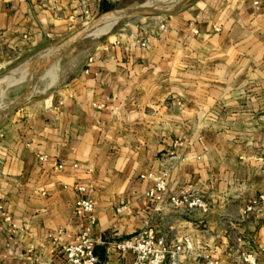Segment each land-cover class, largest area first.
I'll use <instances>...</instances> for the list:
<instances>
[{"label":"crops","instance_id":"1","mask_svg":"<svg viewBox=\"0 0 264 264\" xmlns=\"http://www.w3.org/2000/svg\"><path fill=\"white\" fill-rule=\"evenodd\" d=\"M147 1L0 0V79L87 18ZM257 2L176 0L169 14L124 23L3 116L0 264H57L82 230L97 264H130L114 244L144 227L170 242L189 238L177 264H245V252L264 264V208L246 209L264 196ZM164 170V192L148 197ZM190 194L206 209L169 201ZM78 196L93 204L91 226L72 212Z\"/></svg>","mask_w":264,"mask_h":264},{"label":"rangeland","instance_id":"2","mask_svg":"<svg viewBox=\"0 0 264 264\" xmlns=\"http://www.w3.org/2000/svg\"><path fill=\"white\" fill-rule=\"evenodd\" d=\"M174 2H176V0L150 1V7L148 6L146 9H155L157 11L169 10L172 6L171 3ZM141 3L143 2L131 3L129 6H126L128 8L115 5L111 10H107L106 12L99 13L97 16L87 18L83 25L76 31L66 33L60 37L50 40L48 43H46L49 44V46L44 48H36L33 53L21 55L18 59V63L12 66L8 72H5L2 75L4 77L9 75L13 70H16V72L19 70L20 72H24V75L27 78L11 83L7 87H3L2 91L0 90V111L7 108L11 110L13 107L21 104L28 96L38 94V92H40L47 84L50 83L51 78V82L53 84L58 80V78H60V76L65 77L69 75L74 67L80 63L81 59L85 58V56L90 52L91 46L94 42L102 39L108 33L114 32L116 29L122 27L124 23H130L137 27L139 22H141L143 19L157 17L155 15L121 17L112 26L108 33L97 36L90 35L92 30L100 26L104 21L108 20V18H100V16L103 14L121 9H134L135 7H139ZM165 6L167 7L164 8V10H161ZM158 16L161 17V15ZM28 76H32L33 78L30 82H28ZM27 90L28 92H26ZM4 115H0V125L2 120H5L3 119ZM261 165L264 167V159L261 161ZM251 249L255 251L254 246L251 247ZM245 254H252L255 257L253 252H245ZM240 258L242 261V256ZM242 263L245 262L242 261Z\"/></svg>","mask_w":264,"mask_h":264},{"label":"built area","instance_id":"3","mask_svg":"<svg viewBox=\"0 0 264 264\" xmlns=\"http://www.w3.org/2000/svg\"><path fill=\"white\" fill-rule=\"evenodd\" d=\"M256 5L257 0H253ZM141 47L145 43H140ZM151 177V175H148ZM168 171L164 170L158 175L153 176V186L147 192L148 197H155L164 192L167 184ZM78 192L83 189L76 187ZM170 203L177 207H183L189 210L206 209V204L201 196L196 194L170 196ZM257 206L264 208V196L260 195L254 199L246 208L247 211H253ZM73 214L76 217L86 220L88 226L93 224V204L83 197L78 196L73 203ZM95 240L88 230H82L76 242L60 247L61 258L57 264H97L96 257L93 254ZM190 246L188 237H183L176 242H170L167 235H157L156 231L150 227H144L129 238L123 239L114 244V250L118 253H131L133 259L130 264H177V258L183 254L185 249ZM242 261L247 264H256L255 257L252 254H243Z\"/></svg>","mask_w":264,"mask_h":264},{"label":"bare ground","instance_id":"4","mask_svg":"<svg viewBox=\"0 0 264 264\" xmlns=\"http://www.w3.org/2000/svg\"><path fill=\"white\" fill-rule=\"evenodd\" d=\"M150 1H165V0H149L147 1L146 3L143 4V7H148L150 5ZM159 3V2H158ZM150 7V6H149ZM136 8V7H135ZM129 9H121V10H115L113 12H110V13H106V14H103L102 16H100L101 19H107L106 21H104L100 26L96 27L94 30H92L90 32V35H93V36H97V35H101V34H105L107 33L111 28L112 26L117 22V20L121 17H126V16H130V15H127L129 12ZM164 11H167V10H164ZM112 21V22H111ZM78 37H79V33H78ZM77 38V37H75ZM59 54V53H58ZM55 55V54H54ZM56 56V55H55ZM55 58V57H54ZM59 60V59H58ZM47 67V66H46ZM31 70V69H29ZM43 70V69H42ZM47 70V69H46ZM19 71V70H18ZM16 72V70L14 71H11V73L7 76H4L0 79V90L2 91L3 87H7L9 84L11 83H14V82H17L21 79H25L27 78L24 74V72ZM25 71V70H24ZM37 72V71H36ZM40 72V71H39ZM30 73V72H29ZM41 73V72H40ZM39 73V74H40ZM29 75V74H27ZM37 75V73H36ZM28 82H30L33 78L32 76H28ZM36 78V77H35ZM34 78V79H35ZM55 80V79H54ZM52 81V78L50 80V83ZM50 85V84H48ZM1 91H0V94H1Z\"/></svg>","mask_w":264,"mask_h":264},{"label":"water","instance_id":"5","mask_svg":"<svg viewBox=\"0 0 264 264\" xmlns=\"http://www.w3.org/2000/svg\"><path fill=\"white\" fill-rule=\"evenodd\" d=\"M147 8V7H146ZM145 7H143V4H141L139 7H136L134 9H129V13L127 15H130V16H139V15H143V16H146V15H155V16H158V15H165V14H169L171 13L174 8L172 10H167V11H157L155 9H152V10H147ZM177 8V7H175ZM28 92V90L26 91ZM10 109H4V110H1L0 111V115H4L6 114Z\"/></svg>","mask_w":264,"mask_h":264}]
</instances>
